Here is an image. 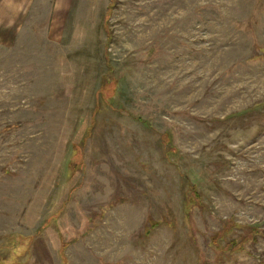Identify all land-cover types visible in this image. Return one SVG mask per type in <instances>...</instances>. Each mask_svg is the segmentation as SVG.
Wrapping results in <instances>:
<instances>
[{
  "label": "rangeland",
  "instance_id": "rangeland-1",
  "mask_svg": "<svg viewBox=\"0 0 264 264\" xmlns=\"http://www.w3.org/2000/svg\"><path fill=\"white\" fill-rule=\"evenodd\" d=\"M40 2L0 47V264H264V0Z\"/></svg>",
  "mask_w": 264,
  "mask_h": 264
},
{
  "label": "crops",
  "instance_id": "crops-1",
  "mask_svg": "<svg viewBox=\"0 0 264 264\" xmlns=\"http://www.w3.org/2000/svg\"><path fill=\"white\" fill-rule=\"evenodd\" d=\"M40 4V0H0V47L18 40L27 16L38 14Z\"/></svg>",
  "mask_w": 264,
  "mask_h": 264
}]
</instances>
